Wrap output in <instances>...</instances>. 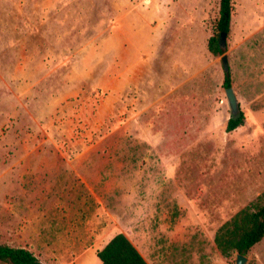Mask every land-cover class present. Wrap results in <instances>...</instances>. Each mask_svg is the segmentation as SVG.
Segmentation results:
<instances>
[{"label": "rangeland", "instance_id": "1", "mask_svg": "<svg viewBox=\"0 0 264 264\" xmlns=\"http://www.w3.org/2000/svg\"><path fill=\"white\" fill-rule=\"evenodd\" d=\"M220 2L0 0V244L101 264L124 233L150 264H236L215 235L264 205V0H233L230 133Z\"/></svg>", "mask_w": 264, "mask_h": 264}, {"label": "trees", "instance_id": "2", "mask_svg": "<svg viewBox=\"0 0 264 264\" xmlns=\"http://www.w3.org/2000/svg\"><path fill=\"white\" fill-rule=\"evenodd\" d=\"M233 0H221L217 34L209 39V50L216 56L225 55L220 36L230 34L233 15ZM224 67V66H223ZM223 87H233L230 67H224ZM245 113L239 105L236 115L229 119L226 130L233 132L245 125ZM264 239V205L255 203L242 208L231 220L225 222L215 235V244L222 255L230 257L234 252L247 255ZM101 264H150L133 242L124 233L117 234L102 250L97 252ZM0 261L6 264H43L28 248L0 244Z\"/></svg>", "mask_w": 264, "mask_h": 264}, {"label": "water", "instance_id": "3", "mask_svg": "<svg viewBox=\"0 0 264 264\" xmlns=\"http://www.w3.org/2000/svg\"><path fill=\"white\" fill-rule=\"evenodd\" d=\"M229 34L228 33H221L220 36V42H221V47L224 52L227 51V39H228ZM222 64L224 67L229 66V59L227 55L222 56ZM226 96L228 98L229 104L231 106L232 112L234 115L238 113L239 110V102L237 99L236 92L233 87L225 89ZM248 262V258L245 255L238 254L237 255V261L236 264H246Z\"/></svg>", "mask_w": 264, "mask_h": 264}, {"label": "crops", "instance_id": "4", "mask_svg": "<svg viewBox=\"0 0 264 264\" xmlns=\"http://www.w3.org/2000/svg\"><path fill=\"white\" fill-rule=\"evenodd\" d=\"M117 234H115L114 236H112L105 244H104V246L103 247H101V249L100 250H102L115 236H116ZM101 239H102V237L98 240V242L99 241H101ZM100 264V263H99Z\"/></svg>", "mask_w": 264, "mask_h": 264}, {"label": "bare ground", "instance_id": "5", "mask_svg": "<svg viewBox=\"0 0 264 264\" xmlns=\"http://www.w3.org/2000/svg\"><path fill=\"white\" fill-rule=\"evenodd\" d=\"M152 0H147V2H151Z\"/></svg>", "mask_w": 264, "mask_h": 264}]
</instances>
